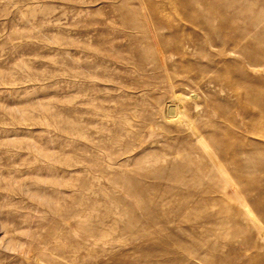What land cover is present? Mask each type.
<instances>
[{
  "label": "rangeland",
  "instance_id": "374dc122",
  "mask_svg": "<svg viewBox=\"0 0 264 264\" xmlns=\"http://www.w3.org/2000/svg\"><path fill=\"white\" fill-rule=\"evenodd\" d=\"M171 1L0 0V264H264V235L242 242L261 222L225 228L201 197L224 183L201 178L222 129L236 130L223 115L242 111L247 84L224 59L241 55L203 42Z\"/></svg>",
  "mask_w": 264,
  "mask_h": 264
},
{
  "label": "bare ground",
  "instance_id": "6f19581e",
  "mask_svg": "<svg viewBox=\"0 0 264 264\" xmlns=\"http://www.w3.org/2000/svg\"><path fill=\"white\" fill-rule=\"evenodd\" d=\"M254 5L255 3L249 0H243L242 3H237L236 0H184L181 2L174 0L169 5L170 8L179 10L176 15L183 24L200 27L204 33L202 41L217 47L220 54L238 53L241 55L237 59H224L226 66L236 68L242 73L241 77H235L233 82L238 81L240 84L243 82L242 86L245 84L244 81L247 84L240 93L242 111L236 115H232L229 111L230 114L223 115L224 112L222 113L224 120L228 121L236 130L222 129L227 134L225 133L223 137L218 136V140L215 141L216 150L211 158V168L209 171H205L201 178L202 180L205 177H210L212 180H223L224 183L219 186L216 184L203 186L201 197L208 198L206 200L223 208L228 220L225 223L219 221V224L224 225L225 228L228 222L239 223L244 219L251 220V218L260 221L261 226L255 222L247 226L249 234L242 241L249 247L253 243L252 248L262 246L259 240L264 235V230L261 231V228H264V178H262L263 180L258 178V170L264 171V82H260L263 81L260 79L255 83L248 74V70L256 68L264 70V11L256 10ZM152 10L157 20L165 18L173 24L172 16L165 12L164 8L154 6ZM250 24L251 27H249ZM178 42V48L181 47L188 53L204 52L202 50L203 42L191 41L185 45L179 40ZM178 48L176 47V49ZM156 50L153 51L154 59H161L155 53ZM158 52H163V49H158ZM168 104L166 109L169 106L176 108V103H173V100ZM165 114L169 116L167 112ZM238 115H242L243 119H238ZM216 157L231 163V168L224 169ZM181 170L179 165L173 163L171 176H177L183 183L184 178L179 177ZM236 179L243 181L238 189L230 182V180L235 181ZM216 190L224 192L226 197L222 199L209 197L208 194ZM239 191L241 193H238ZM252 192L259 196L262 195L258 197L259 199H247L249 197L246 198V195ZM231 197L236 199L235 204L229 201ZM198 202L202 203L203 200H198ZM155 216L152 215L153 218ZM244 228L246 229V227ZM237 230L241 231L242 229L238 228ZM222 232L225 234L226 230L223 229ZM182 246L188 254L192 253V250L185 245Z\"/></svg>",
  "mask_w": 264,
  "mask_h": 264
}]
</instances>
